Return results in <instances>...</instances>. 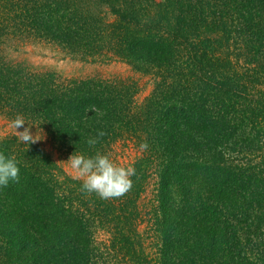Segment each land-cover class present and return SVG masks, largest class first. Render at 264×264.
<instances>
[{
    "label": "trees",
    "instance_id": "obj_1",
    "mask_svg": "<svg viewBox=\"0 0 264 264\" xmlns=\"http://www.w3.org/2000/svg\"><path fill=\"white\" fill-rule=\"evenodd\" d=\"M33 38L125 63L153 89L139 100L134 83L35 75L3 56L4 41ZM0 112L135 170L102 199L37 144L0 138L20 167L0 189V264H264V0H0ZM122 142L141 152L126 164Z\"/></svg>",
    "mask_w": 264,
    "mask_h": 264
},
{
    "label": "rangeland",
    "instance_id": "obj_2",
    "mask_svg": "<svg viewBox=\"0 0 264 264\" xmlns=\"http://www.w3.org/2000/svg\"><path fill=\"white\" fill-rule=\"evenodd\" d=\"M3 56L14 64H22L27 72L35 75L53 74L61 80H107V81H127L137 85L139 93L137 98L143 100L147 97L154 85L153 79L144 76L133 70L130 66L122 62H86L79 59V56L69 54L60 46L49 43L48 41L39 40L37 38L18 41H4L2 49ZM15 116L0 112V138L16 137L14 130L10 127V122ZM26 122L34 125L32 133L35 135L39 129H42L44 139L38 141L37 144L47 154H49L55 162L72 178L82 180L78 176L76 170L66 163L72 156L56 146L46 129L25 119ZM29 127L25 124L17 131L22 132L24 128ZM38 127V128H37ZM141 152L130 143H118L113 149V158L121 164H126L134 160ZM157 179L153 178L149 188L141 200L144 208L149 209L154 203L155 188ZM141 231L146 232L148 223L143 220L140 226ZM96 240L99 246L106 247L109 244L110 237L105 231L99 230L96 233ZM109 264H123L117 261H110Z\"/></svg>",
    "mask_w": 264,
    "mask_h": 264
},
{
    "label": "clouds",
    "instance_id": "obj_3",
    "mask_svg": "<svg viewBox=\"0 0 264 264\" xmlns=\"http://www.w3.org/2000/svg\"><path fill=\"white\" fill-rule=\"evenodd\" d=\"M25 124L29 127L24 128L22 132L17 131ZM34 125L26 122L22 115H17L10 122V127L14 130L18 143L25 146H31L44 139L42 129H39L34 135L32 127ZM100 132L98 136H103ZM98 138H90L89 145H95ZM147 143L140 145L141 150L148 148ZM72 169L76 170L78 176L83 179L82 190L88 193H96L102 199L117 198L128 192L133 186L132 177L135 170L132 167H122L116 165L107 155L97 153L93 157L73 154L68 162ZM20 180L19 162L15 156L8 155L0 150V189L8 187L10 183H18Z\"/></svg>",
    "mask_w": 264,
    "mask_h": 264
}]
</instances>
